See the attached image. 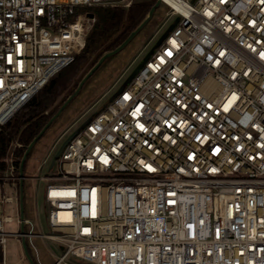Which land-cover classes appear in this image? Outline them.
Segmentation results:
<instances>
[{
    "label": "built area",
    "instance_id": "obj_1",
    "mask_svg": "<svg viewBox=\"0 0 264 264\" xmlns=\"http://www.w3.org/2000/svg\"><path fill=\"white\" fill-rule=\"evenodd\" d=\"M122 1L0 0V131L82 52L90 9ZM177 1L131 82L43 162L53 234L26 219V238L58 242L55 264H264V0ZM17 147L0 159L3 264Z\"/></svg>",
    "mask_w": 264,
    "mask_h": 264
},
{
    "label": "rangeland",
    "instance_id": "obj_2",
    "mask_svg": "<svg viewBox=\"0 0 264 264\" xmlns=\"http://www.w3.org/2000/svg\"><path fill=\"white\" fill-rule=\"evenodd\" d=\"M140 2H155L156 4L157 0H123L122 5H132ZM176 18L177 16L172 15L170 9L161 3L151 21L122 51L104 61L32 148L24 168L26 177L24 194L25 217L34 224L33 229L35 233L41 235L53 234L47 222L48 208H46L44 202L46 185L44 181L37 179L48 174L50 163L47 161L43 163L44 160L51 161L64 141L103 108L104 105L109 103L134 69L156 45L170 25L174 23ZM87 26H90V22H87ZM91 67L92 61L82 68L75 82L71 83L70 87H74L75 85V88H77ZM3 190L9 195L13 192L10 186H5ZM3 190L0 187V196ZM15 208V205H8L6 214L15 216V212L13 211ZM29 229L30 226H27L26 231H29ZM19 230L20 226L17 221L4 225V231L9 234H17ZM32 242L36 246L38 254L31 247L30 240L27 239L29 251L35 263H37V260H40L42 264H55L64 254L62 246L54 240L36 237L32 239ZM0 264H3L1 251ZM5 264H30L23 253L22 238L16 236L7 237L5 243ZM59 264L87 263L68 256Z\"/></svg>",
    "mask_w": 264,
    "mask_h": 264
},
{
    "label": "trees",
    "instance_id": "obj_3",
    "mask_svg": "<svg viewBox=\"0 0 264 264\" xmlns=\"http://www.w3.org/2000/svg\"><path fill=\"white\" fill-rule=\"evenodd\" d=\"M155 2H140L125 6H97L91 8L95 20L90 21L86 44L75 61L55 77L0 131V159L5 158L14 143L22 147L12 152L19 167L28 145L40 133L66 99L75 91L70 87L82 68L90 61L92 67L107 52L119 47L143 22ZM91 67V68H92ZM6 164L0 162V169Z\"/></svg>",
    "mask_w": 264,
    "mask_h": 264
},
{
    "label": "water",
    "instance_id": "obj_4",
    "mask_svg": "<svg viewBox=\"0 0 264 264\" xmlns=\"http://www.w3.org/2000/svg\"><path fill=\"white\" fill-rule=\"evenodd\" d=\"M161 0H157V3L151 8L150 12L146 16V18L143 20V22L131 33V35L116 49L109 51L105 53L98 61L97 63L88 71V73L82 78L80 81L78 87L76 90L66 99V101L62 104V106L59 108V110L51 117V119L48 121V123L43 127V129L40 131V133L33 139V141L28 145L23 157L21 158L20 165H19V176H20V183H19V206H20V219H21V227H20V233L22 238V248L25 258L28 260L30 264H37L35 263L34 259L32 258L27 238H26V225H25V194H24V182H25V163L27 160V157L29 156L32 148L37 143V141L45 134L47 129L53 124V122L61 115V113L65 110V108L68 106V104L76 97V95L79 93L81 88L83 87L84 83L93 75V73L104 63V61L126 47V45L151 21L153 18V15L155 11L158 9V7L161 4ZM88 18L95 19L94 13H89ZM179 19L177 18L172 25L167 29V31L160 37V39L157 41L156 45L151 49V51L146 55V57L141 61V63L134 69V71L131 73V75L126 79L122 87L118 90V92L114 95V97L120 93L123 88L128 85L131 80L135 77V75L139 72V70L144 66V64L148 61V59L152 56V54L155 52L156 48L159 47L164 39L168 36L169 32L175 27ZM113 98V97H112ZM111 98V100H112ZM88 121H86L82 126L87 124ZM79 130L77 129L64 143L61 145L60 149L57 151L56 155L54 156V159L51 163V168L53 167L56 158L59 157L62 150L66 147V145L78 134Z\"/></svg>",
    "mask_w": 264,
    "mask_h": 264
},
{
    "label": "bare ground",
    "instance_id": "obj_5",
    "mask_svg": "<svg viewBox=\"0 0 264 264\" xmlns=\"http://www.w3.org/2000/svg\"><path fill=\"white\" fill-rule=\"evenodd\" d=\"M164 1L166 3H169L171 5H173L174 7L179 9V3L177 0H161V2Z\"/></svg>",
    "mask_w": 264,
    "mask_h": 264
},
{
    "label": "crops",
    "instance_id": "obj_6",
    "mask_svg": "<svg viewBox=\"0 0 264 264\" xmlns=\"http://www.w3.org/2000/svg\"><path fill=\"white\" fill-rule=\"evenodd\" d=\"M37 249V248H36ZM38 250H35V252H37ZM37 254H38V252H37ZM39 259V258H38ZM61 259V258H60ZM38 261V260H37ZM40 261V260H39ZM59 261V260H58ZM41 262V261H40Z\"/></svg>",
    "mask_w": 264,
    "mask_h": 264
}]
</instances>
